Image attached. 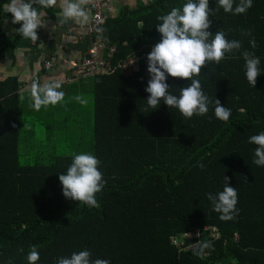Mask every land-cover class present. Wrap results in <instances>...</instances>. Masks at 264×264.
<instances>
[{
    "label": "trees",
    "instance_id": "16d2710c",
    "mask_svg": "<svg viewBox=\"0 0 264 264\" xmlns=\"http://www.w3.org/2000/svg\"><path fill=\"white\" fill-rule=\"evenodd\" d=\"M7 3L0 0V62L13 56L22 38L20 25L4 10ZM184 3L151 0L101 24L102 36L115 46L116 70L93 78L89 153L101 161L106 180L96 194L99 208L62 193L58 176L66 174L74 155L55 152L44 164L20 163L21 92L16 78L0 80V264H28L33 246L40 254L36 264H56L59 257L85 249L110 264H264V167L253 163L256 145L248 143L251 135L264 132V0H253L238 15L209 0V31H225L227 39L254 51L261 74L250 86L240 52L226 55L219 65L209 62L194 78L212 102L206 115L191 119L163 101L145 111L150 77L147 72L145 78L142 55L146 59L161 39L157 17ZM39 10L56 20L54 7ZM8 21L13 33L5 35L2 26ZM248 29L257 42L254 50L250 37L241 34ZM133 57L139 59L137 73L125 76L117 67ZM166 83L179 96L190 81L169 76ZM216 99L231 110L228 122L215 117ZM224 176L238 192L239 214L230 221L212 211L206 195L223 190ZM212 227L217 233L209 235ZM204 240L214 250L201 258L192 248Z\"/></svg>",
    "mask_w": 264,
    "mask_h": 264
},
{
    "label": "clouds",
    "instance_id": "9594fccd",
    "mask_svg": "<svg viewBox=\"0 0 264 264\" xmlns=\"http://www.w3.org/2000/svg\"><path fill=\"white\" fill-rule=\"evenodd\" d=\"M58 0H10L6 6L11 14L12 22L19 24L18 33L32 43L37 42L38 30L46 26L45 16L39 10L56 6ZM218 0V7L224 12L233 15L245 14L253 5V0ZM93 0H60L59 23L61 25L73 22L85 25L90 22L89 5ZM39 6V8L37 7ZM213 10L209 6V0H186L182 6L172 7L162 16L157 17L159 23L156 30L161 35L147 54V72L150 79L147 81L145 91L149 94L146 103L147 109H157L161 101L168 108H175L185 119L195 116H204L209 111L210 98L202 90L198 77L203 68L209 62L219 65L228 54L240 52L245 61V75L247 82L254 88L257 77L261 74L260 58L254 51L243 49L240 40H229L225 31H209L213 21L210 16ZM97 24L103 20L97 18ZM98 33H103L102 27H97ZM228 31H231L229 29ZM242 35L250 37L248 43L251 49H256L257 42L252 31L242 30ZM133 62V61H132ZM131 62V63H132ZM181 78L190 81L187 87L180 88L179 96L169 92L168 77ZM59 80L40 85H33L32 107L39 111L42 107L63 104L65 93L59 91ZM75 99L81 104L87 100L81 96ZM215 117L228 122L231 110L215 100ZM149 112V111H147ZM248 143L255 144L253 163L264 167V132L251 135ZM101 161L91 153L75 154L67 167L66 174H59L58 179L62 185V193L65 198L79 202L89 208H99L100 204L96 194L101 192L106 184L104 175L99 169ZM197 167L203 169L204 164L197 162ZM229 177L224 176L223 190L216 194L207 193V199L211 202L212 211L219 214L222 221L235 220L239 214L236 207L238 192L234 186H229ZM214 233H217L215 228ZM206 250H214L210 240L198 242L192 252L198 257H203ZM23 252V249H20ZM40 254L33 246L27 254L28 264H36ZM56 264H110L108 259L92 258V252L88 249L72 252L70 256H61Z\"/></svg>",
    "mask_w": 264,
    "mask_h": 264
},
{
    "label": "rangeland",
    "instance_id": "374dc122",
    "mask_svg": "<svg viewBox=\"0 0 264 264\" xmlns=\"http://www.w3.org/2000/svg\"><path fill=\"white\" fill-rule=\"evenodd\" d=\"M94 78V77H93ZM89 78L82 88L61 87L65 93L63 104L42 107L39 111L31 106L30 94L23 93L20 107L22 114L20 163L44 164L47 156L57 154L89 153L93 141V88L94 79ZM25 91V90H24ZM26 92V91H25ZM81 96L87 100L81 104L75 99Z\"/></svg>",
    "mask_w": 264,
    "mask_h": 264
},
{
    "label": "crops",
    "instance_id": "0c3cea01",
    "mask_svg": "<svg viewBox=\"0 0 264 264\" xmlns=\"http://www.w3.org/2000/svg\"><path fill=\"white\" fill-rule=\"evenodd\" d=\"M150 1L151 0H105L106 18L117 16L125 8H135L143 4H148ZM9 2L10 0H8L7 5ZM6 6L4 10L8 12ZM54 11L56 20L48 19L45 16L46 26L38 30L39 39L36 43H32L30 40L22 37L13 52V56L10 54L5 55L0 62V80H4L8 77L16 78L21 92L20 99H22L23 93H25V95L30 94L29 91L32 90L33 85L43 86L53 81L55 77L63 79L65 75L69 74L70 68L63 64V60L81 63L87 57L88 39L85 37L68 36L66 33L68 25L78 24L69 22L61 25L59 23L61 11L60 0H58L57 5L54 6ZM2 28L5 35L13 33L10 21L3 24ZM50 57L56 58L57 61L54 63L53 68L45 70L42 68V62L44 59ZM86 80H82L76 84H61V87L80 90L82 84L86 83Z\"/></svg>",
    "mask_w": 264,
    "mask_h": 264
},
{
    "label": "built area",
    "instance_id": "2783aa9c",
    "mask_svg": "<svg viewBox=\"0 0 264 264\" xmlns=\"http://www.w3.org/2000/svg\"><path fill=\"white\" fill-rule=\"evenodd\" d=\"M104 1L105 0H93V4L89 6L90 22L88 24L67 26L66 33L68 36L85 37L88 39V54L86 59L81 63L63 60V64L70 68L69 74L65 75L63 79L55 77L51 82L59 80L61 84H76L99 74H112L115 72L116 68L111 63L115 54V46L108 43L107 38L102 36L103 33H98L96 31L97 27H101V24L96 23L97 18L104 20L107 16ZM142 58L144 59V66L146 68L145 78L147 79V60L145 59V55H142ZM56 61L57 59L54 57L44 59L42 68L50 70L54 67ZM138 61V58L133 57L125 63L120 64L117 68L122 69L125 76H130L132 73H137ZM214 231L215 228L212 227L209 235H213ZM172 241L179 244L176 237H172Z\"/></svg>",
    "mask_w": 264,
    "mask_h": 264
}]
</instances>
